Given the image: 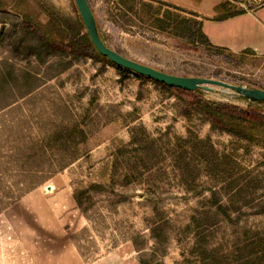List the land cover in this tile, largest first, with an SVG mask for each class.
Wrapping results in <instances>:
<instances>
[{
	"label": "rangeland",
	"instance_id": "374dc122",
	"mask_svg": "<svg viewBox=\"0 0 264 264\" xmlns=\"http://www.w3.org/2000/svg\"><path fill=\"white\" fill-rule=\"evenodd\" d=\"M87 2L130 60L264 90V56L157 31L152 14L190 16L171 5ZM49 17L81 31L72 0H0V264H264V148L152 82L52 52L35 33Z\"/></svg>",
	"mask_w": 264,
	"mask_h": 264
},
{
	"label": "trees",
	"instance_id": "16d2710c",
	"mask_svg": "<svg viewBox=\"0 0 264 264\" xmlns=\"http://www.w3.org/2000/svg\"><path fill=\"white\" fill-rule=\"evenodd\" d=\"M214 9L218 14L216 19L219 21L243 13V10L231 9L228 3H221ZM174 10L182 12L177 8H174ZM149 17L152 20L153 27L161 33L169 34L173 38L185 41L193 46L223 51V49L214 47L210 43L202 31V21L198 20L195 16L190 15L186 17L176 12L164 11L162 15L152 14ZM78 27L81 29L80 32L78 31L73 35L67 34L61 29L62 26L58 22L49 17L48 22L42 28L39 27V30L35 33L38 35V40L52 52L68 55L73 60L85 58L96 60L113 67L124 75H133L140 81L152 82L178 95L181 100L187 103L191 111L202 115L204 119L210 122L213 128L229 133L247 144L264 148V103L243 98L248 102L246 108H239L229 104H215L201 98L200 95L203 93L201 89L190 92L170 88L129 70L115 66L95 51L80 20Z\"/></svg>",
	"mask_w": 264,
	"mask_h": 264
},
{
	"label": "crops",
	"instance_id": "0c3cea01",
	"mask_svg": "<svg viewBox=\"0 0 264 264\" xmlns=\"http://www.w3.org/2000/svg\"><path fill=\"white\" fill-rule=\"evenodd\" d=\"M171 5L202 21V31L214 47L238 54L251 52L264 56V0L252 5L251 0H148ZM228 1L241 7L242 14L217 20L215 7ZM252 5V6H251Z\"/></svg>",
	"mask_w": 264,
	"mask_h": 264
},
{
	"label": "water",
	"instance_id": "95a60500",
	"mask_svg": "<svg viewBox=\"0 0 264 264\" xmlns=\"http://www.w3.org/2000/svg\"><path fill=\"white\" fill-rule=\"evenodd\" d=\"M72 1L93 48L100 56L105 57L115 66L129 70L135 74L146 77L170 88L190 92L198 89L205 92H212L214 87H219L232 91L247 100L264 103V90L261 89L233 85L216 79L174 76L122 56L107 47L102 41L97 30L93 12L91 11L87 0Z\"/></svg>",
	"mask_w": 264,
	"mask_h": 264
}]
</instances>
